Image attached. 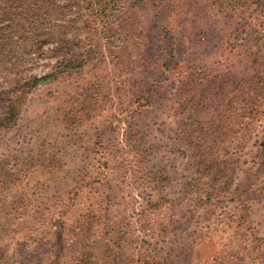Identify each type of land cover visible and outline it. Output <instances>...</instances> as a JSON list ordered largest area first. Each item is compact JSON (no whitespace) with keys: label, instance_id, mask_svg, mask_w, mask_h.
<instances>
[{"label":"rangeland","instance_id":"374dc122","mask_svg":"<svg viewBox=\"0 0 264 264\" xmlns=\"http://www.w3.org/2000/svg\"><path fill=\"white\" fill-rule=\"evenodd\" d=\"M14 1L0 3V264L83 249L90 264H264V60H241L264 40L253 2L233 24L216 0ZM5 12L43 26L26 37ZM70 216L89 242L56 235Z\"/></svg>","mask_w":264,"mask_h":264},{"label":"trees","instance_id":"16d2710c","mask_svg":"<svg viewBox=\"0 0 264 264\" xmlns=\"http://www.w3.org/2000/svg\"><path fill=\"white\" fill-rule=\"evenodd\" d=\"M4 1H9V0H0L1 2ZM11 1V0H10ZM42 1L44 3L50 2L52 0H16L13 2L14 6L16 9L19 8H23L26 9L24 10L25 12H34L37 4L36 2ZM124 0H84V2L88 3V6L91 8H96L97 12L101 13V14H105L106 11L108 10V8L114 4V3H121ZM212 1V0H210ZM215 1V0H214ZM175 3H177V9L179 11H181V4L182 2H184L183 0H174ZM217 2V7L221 8V9H228V11H230V16H231V20L233 21V24H235V21L239 19L240 15H244L249 12V3L253 2V6L256 7V14L257 16L255 18H252V20L255 22L254 26L257 24L258 21H260V19L264 18V0H232L231 2H229L228 0H216ZM18 6H17V5ZM255 13V12H253ZM239 14V15H238ZM5 15L7 17H10V21L12 23L15 24V28L16 30H19L20 33H24V30L27 28V30L29 29V31H26V37L30 36V38H32L31 36H33V34L37 33L40 31L41 27L43 26L42 24H39L40 22L37 21L36 18L35 22H33L31 19H27L23 13L21 14H16L15 16L12 15V13L10 12H5ZM39 20V19H38ZM130 27H134V25L130 26ZM121 28H123L121 26ZM25 34H22L21 38L22 40H26ZM36 43V42H35ZM255 50L256 52H253L252 54H248L247 56H244L241 58L242 61H248V60H253L256 62H259L261 60H264V40H262V42L260 44H257L255 46ZM78 56L77 54H74L73 51H69L66 58L63 59V62L65 63V68L67 69L66 71H71L73 69L79 68L80 66H78ZM141 67L135 68L136 70H139ZM47 76L44 77H33L30 83H27L26 85H24L22 87L20 91L19 96H15L12 99H10L8 102V106H7V114L10 115V119L15 121V119L17 118V116L19 115L20 112V107L22 105V100L26 97V95L30 94V92L33 90V88H36L37 86H39L40 84H42L44 81L47 80ZM164 88L163 86V82L159 81L155 84L154 89L152 91H148L147 93H153V95L157 96L159 95V91L162 90ZM262 88H257L256 91L258 93L262 92ZM189 94V91L187 88H185L182 92H181V97L182 99H186L187 95ZM153 98H148L146 103L147 104H151V100ZM149 100V101H148ZM262 165L264 166V162H262ZM20 214H23L20 213ZM81 223L74 217V216H70V218H65V222L62 223V225L64 226V229L61 231H57L56 235L57 236H62L65 239H69V241H73V240H79V238L89 242L90 241V237H91V228H88V226L86 224H81ZM79 228H78V227ZM68 227V229L66 228ZM80 227H86L84 229H81ZM80 241V240H79ZM89 253L83 249L77 252L76 257H74L73 259H71L73 262H76L77 264H90L89 260L91 258L90 255H88ZM157 257H152L153 260H155L157 262V259H160V262H158L159 264H165L168 262V259L165 257L163 258V256H158ZM155 262V263H156ZM146 264H152V263H146Z\"/></svg>","mask_w":264,"mask_h":264}]
</instances>
